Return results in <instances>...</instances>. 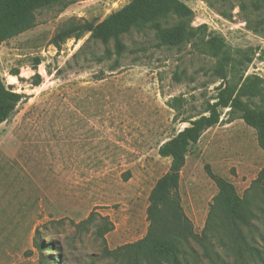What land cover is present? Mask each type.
Wrapping results in <instances>:
<instances>
[{"label": "rangeland", "instance_id": "1", "mask_svg": "<svg viewBox=\"0 0 264 264\" xmlns=\"http://www.w3.org/2000/svg\"><path fill=\"white\" fill-rule=\"evenodd\" d=\"M130 1L40 8L31 29L0 43V75L25 96L0 124V264H128L105 251V218L114 223L109 249L142 238L150 192L171 162L159 146L205 113L224 75L232 84L264 77V0H182L194 10L193 26L207 24L205 34L160 46L153 30L133 29L118 54L85 24ZM211 37L225 45L211 50ZM220 111L224 121L191 145L181 173L182 205L198 233L219 191L212 174L242 196L264 167L256 130L240 118L226 130L228 109ZM256 192L264 206V183ZM258 213L255 238L264 245Z\"/></svg>", "mask_w": 264, "mask_h": 264}, {"label": "trees", "instance_id": "2", "mask_svg": "<svg viewBox=\"0 0 264 264\" xmlns=\"http://www.w3.org/2000/svg\"><path fill=\"white\" fill-rule=\"evenodd\" d=\"M74 1L0 0V43L31 29L40 8L54 4L66 6ZM193 18L194 10L182 0H131L99 23L87 22L85 28L91 32V38L105 45L114 41L116 52L121 54L125 49L122 36L133 29L153 30L160 46L190 42L208 31L207 24L193 26ZM169 19H174L175 23L168 24ZM207 44L211 50L225 45L220 37L209 38ZM246 59L252 61L249 55ZM39 63L38 60L36 64ZM225 64L223 60L222 69ZM12 74L17 75L18 72ZM34 78L35 85L42 82L39 73ZM223 80L215 101L208 104L205 113L159 146V155L170 158L171 162L150 192L146 234L136 241L109 249L105 236L114 229V223L105 218V224L98 228L104 239L105 251L123 253L128 264H201L202 260L209 264H230L227 255L233 257L235 264H247V261L264 264V245L255 238L253 222L260 217L258 210L264 211V206L256 201V190L264 183V167L242 196L231 182L212 174L219 191L213 197L201 233L194 230V223L182 205L181 173L188 152L208 129L224 121L220 108L228 109L226 123L240 118L253 127L258 144L264 149V77L250 74L237 84L226 81L225 75ZM24 98L11 85L7 86L0 75V124L9 118ZM92 216L93 213L86 220ZM34 243L43 252V246L36 239ZM49 244L48 249L54 245L52 242Z\"/></svg>", "mask_w": 264, "mask_h": 264}, {"label": "crops", "instance_id": "3", "mask_svg": "<svg viewBox=\"0 0 264 264\" xmlns=\"http://www.w3.org/2000/svg\"><path fill=\"white\" fill-rule=\"evenodd\" d=\"M233 125H234V122H230V123H226L224 127H226L225 129L227 130V129H230ZM213 127H211L210 129H212ZM210 129H208L205 133H207L208 131H210ZM204 134H203V136H204Z\"/></svg>", "mask_w": 264, "mask_h": 264}]
</instances>
